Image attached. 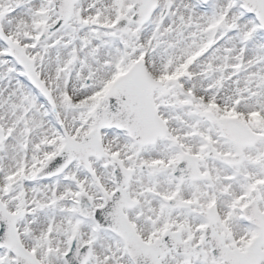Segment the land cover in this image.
<instances>
[{
  "label": "snow or ice",
  "instance_id": "1",
  "mask_svg": "<svg viewBox=\"0 0 264 264\" xmlns=\"http://www.w3.org/2000/svg\"><path fill=\"white\" fill-rule=\"evenodd\" d=\"M0 264H264V0H0Z\"/></svg>",
  "mask_w": 264,
  "mask_h": 264
}]
</instances>
